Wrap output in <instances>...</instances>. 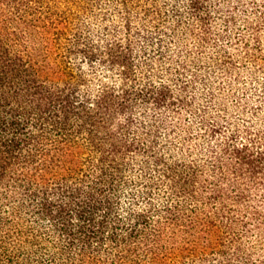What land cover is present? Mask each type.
Wrapping results in <instances>:
<instances>
[{"label": "trees", "instance_id": "1", "mask_svg": "<svg viewBox=\"0 0 264 264\" xmlns=\"http://www.w3.org/2000/svg\"><path fill=\"white\" fill-rule=\"evenodd\" d=\"M0 264H264V0H0Z\"/></svg>", "mask_w": 264, "mask_h": 264}]
</instances>
